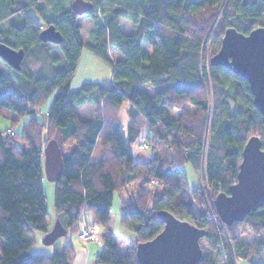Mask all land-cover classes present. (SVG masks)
<instances>
[{
	"label": "trees",
	"instance_id": "obj_1",
	"mask_svg": "<svg viewBox=\"0 0 264 264\" xmlns=\"http://www.w3.org/2000/svg\"><path fill=\"white\" fill-rule=\"evenodd\" d=\"M91 1L94 10L87 16L95 25L85 41L79 15L65 0H49L50 5L45 0H0V42L25 50L20 70L0 57L10 71L0 68V111L32 116L23 134L11 128L0 132V264L74 263L77 251L69 243L56 246L52 254L30 250L32 230L46 234L52 229L43 185L44 149L59 129L74 149L64 154L63 176L55 182L56 217L77 231L83 210L91 211L106 228L105 249L96 254V264H140L137 244L155 238L165 226L160 210L208 230L212 250L203 251L198 264H236L238 258L254 264L264 250V206L243 222L223 223L207 190L189 187L183 165L203 170L215 198L237 180L247 140L264 138L263 115L248 80L212 59L208 71L204 59L212 24L221 18L222 38L213 57L228 27L248 34L264 26V0ZM55 6L58 15L51 11ZM29 8L40 12L43 26ZM20 12L26 15L22 25L12 22ZM122 19L131 21L132 32L121 28ZM53 23L63 35L56 44L58 54L53 53L55 43L40 37ZM145 39L152 51L145 50ZM86 46L112 65L110 84L71 85ZM114 49L122 53L116 59ZM49 100L46 116L39 120L37 113ZM125 102L130 106L126 130L119 117ZM145 126L149 134H143ZM142 135L154 149L146 162L134 159L131 149ZM136 181L138 193L121 200V222L137 238L122 252L111 226L113 201L115 192ZM242 224L259 235L258 242L245 241Z\"/></svg>",
	"mask_w": 264,
	"mask_h": 264
},
{
	"label": "water",
	"instance_id": "obj_2",
	"mask_svg": "<svg viewBox=\"0 0 264 264\" xmlns=\"http://www.w3.org/2000/svg\"><path fill=\"white\" fill-rule=\"evenodd\" d=\"M246 4V1L244 2ZM72 10L85 15L94 10L91 0H74ZM41 40L59 44L63 35L50 24L40 32ZM220 50L213 56L214 65L231 69L238 77L247 79L254 94V103L262 112L264 122V26L252 29L248 34L230 26L224 33ZM25 50L0 42V57L10 66L21 69ZM264 132V130H263ZM259 135L250 137L242 151V161L237 180L214 198L215 209L223 223L233 225L245 221L246 216L264 206V149ZM44 173L48 180L58 182L63 176L64 154L56 138L47 141L44 149ZM165 226L153 239L137 244L140 264H198L204 256L201 239L208 230L201 229L186 220L178 219L172 212L160 210ZM62 220L57 219L43 238L45 244H55L68 234Z\"/></svg>",
	"mask_w": 264,
	"mask_h": 264
},
{
	"label": "rangeland",
	"instance_id": "obj_3",
	"mask_svg": "<svg viewBox=\"0 0 264 264\" xmlns=\"http://www.w3.org/2000/svg\"><path fill=\"white\" fill-rule=\"evenodd\" d=\"M74 0H65V5L71 6L72 2ZM51 2L49 0H45V4L50 5ZM59 8L57 6L52 7L51 11L56 15H58ZM28 12H30L32 15L35 16L37 21L43 26L42 20L39 16V13L37 10L28 9ZM19 16V17H16ZM26 15L23 12H20L19 14L12 17V22L17 23L18 25L24 24ZM221 19V18H220ZM218 19L215 24H212L210 27L209 35L210 38L206 42L208 44L205 45L206 52H205V64L207 66L211 64V57L213 52L215 51L214 46L216 47L219 41L221 40V35L219 33L220 26ZM78 21L82 24L83 29V39L86 41L90 39L92 28L95 25V20H93L91 17L87 16V13L85 15H79ZM122 27L126 31H130L133 26L131 21L122 19ZM221 45V44H220ZM144 48L147 51H152L151 46L149 45V41L145 39L144 41ZM59 48L54 45L53 53H59ZM82 56L79 61V67L75 73V77L72 80V86L73 88H77L80 84L83 82L88 81H101L102 83L109 84L113 80V68L112 65L108 62H106L101 57L97 56L95 53L92 52V50L89 47H85L82 51ZM122 55L121 52H118L116 49L113 50L112 57L116 59L118 56ZM0 68L3 69L5 73L10 75V71L7 68L5 62H3L0 59ZM209 71V70H208ZM207 85L208 89L211 93L210 101L212 102L211 105H213V82L210 79V74L207 78ZM152 90V89H150ZM50 100L45 101L43 105L40 107V111L37 113V117L39 120L45 118L46 111L48 110ZM129 104L127 102L123 103L122 110L120 112V123L123 126V128L126 130V125L129 121ZM210 116H213V108H210ZM32 116L29 114L18 115L14 111H10L7 109H2L0 111V132H3V130L7 129H13L15 132H17L19 135L23 134V127L26 122L31 118ZM209 128L206 133L208 135ZM10 131V130H9ZM147 132V133H146ZM148 127L145 126L143 130V134H149ZM7 135V133H5ZM209 136V135H208ZM56 140L60 142V146L62 149L63 154L68 155L71 153V151L74 149V146L71 144H67L62 140V132L59 129L58 133L56 134ZM19 146L21 147L22 144L18 141L17 142ZM146 138H143V135L139 137V139L134 142L132 146V151L134 155V159L140 160V161H148L151 160V158L154 155V149L150 147L149 143L147 144ZM183 168L186 172V179H188L189 187L192 189H196L200 186L203 187V189L207 190L208 193V200L211 202L212 205H214V193L213 190L208 187L207 180L204 177V172L201 169L200 171L194 168V166L189 163L183 165ZM140 182L136 181V183L129 185L125 188V190L120 192H115V198L113 201V207H112V221L111 226L113 230V236L116 237L117 242L119 243L120 250L122 252H127L129 249V244L132 240L136 239L137 236L133 230L126 227L121 222V200L122 199H130L133 198L135 194H137L138 185ZM43 185L45 186V194L48 197V207H49V216L48 220L50 222V226L54 225V223L57 220L56 217V207L54 206L55 201V182L48 180L47 177H45ZM153 186L157 187V183H153ZM215 208V205H214ZM105 227L100 225L99 222L96 221L95 216H93V213L91 211H85L81 213V218L78 222V230L77 231H69L68 234L62 236L59 238V240L56 242V244L47 245L45 244L43 238L45 236V232L43 230H37L34 229L31 231L30 236L31 239L34 240V243L30 247V250L41 254H52L55 251L56 246H61L62 244L69 243L71 245L75 246L76 253L74 256V263L73 264H81L82 260L85 264H96V254L101 252L105 249L104 240L102 238V232L105 231ZM99 232L101 234V237H91L93 231ZM239 231L243 233V237L246 242H249L251 244L258 242L259 235H256L254 231H252L250 228L245 227L243 224L239 228ZM201 244L203 247L204 252H208L212 250V246L210 241L207 239V237H203L201 239ZM222 252V260L225 263L226 262V254L224 251V248L221 247L220 249ZM1 254V252H0ZM81 259V260H80ZM254 264H264V250L261 251V253L258 254V256L253 261ZM236 264H251L246 261H242L240 258L237 259Z\"/></svg>",
	"mask_w": 264,
	"mask_h": 264
},
{
	"label": "built area",
	"instance_id": "obj_4",
	"mask_svg": "<svg viewBox=\"0 0 264 264\" xmlns=\"http://www.w3.org/2000/svg\"><path fill=\"white\" fill-rule=\"evenodd\" d=\"M12 132V131H11ZM12 133H14V132H12ZM145 145H148V143L147 144H145ZM214 200V199H213ZM215 201V200H214ZM101 237V234H99V232H97V231H93V233H92V236L91 237H93V238H95V237Z\"/></svg>",
	"mask_w": 264,
	"mask_h": 264
},
{
	"label": "crops",
	"instance_id": "obj_5",
	"mask_svg": "<svg viewBox=\"0 0 264 264\" xmlns=\"http://www.w3.org/2000/svg\"><path fill=\"white\" fill-rule=\"evenodd\" d=\"M124 20H125V19H124ZM121 28L124 30V28L122 27V20H121ZM133 30H134V29L132 28L130 31H126V30H125V31L129 33V32H132ZM112 52H113V50H112ZM112 81H113V80H112ZM112 81H111V82H112ZM97 82H98V81H97ZM100 82H101V81H100ZM111 82H110V83H111ZM110 83H109V84H110ZM146 133H147V132H146ZM115 239H116V237H115ZM118 245H119V243H118ZM80 260H81V259H80ZM81 264H85V263L83 262V260H82Z\"/></svg>",
	"mask_w": 264,
	"mask_h": 264
}]
</instances>
